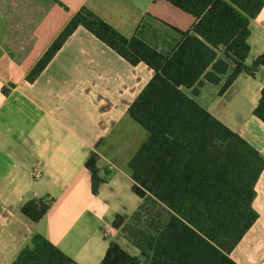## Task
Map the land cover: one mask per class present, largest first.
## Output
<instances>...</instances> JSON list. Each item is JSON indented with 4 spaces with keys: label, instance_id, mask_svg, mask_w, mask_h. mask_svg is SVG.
Returning a JSON list of instances; mask_svg holds the SVG:
<instances>
[{
    "label": "crops",
    "instance_id": "obj_1",
    "mask_svg": "<svg viewBox=\"0 0 264 264\" xmlns=\"http://www.w3.org/2000/svg\"><path fill=\"white\" fill-rule=\"evenodd\" d=\"M82 9L127 39L144 26L142 38L165 54L182 39L178 31L196 22L166 0H0V264H13L36 234L78 264H101L111 242L141 256L113 223L130 220L142 204L130 194L129 164L150 135L128 112L154 70L132 66L80 28L34 83L27 80ZM250 28L249 68L264 55V8ZM226 78L197 95L185 92L264 157V123L254 115L264 67L255 77L241 74L221 95ZM94 155L106 180L97 195L86 168ZM256 190L259 219L231 253L237 264H264V171ZM46 196L54 199L50 210L32 223L22 206Z\"/></svg>",
    "mask_w": 264,
    "mask_h": 264
},
{
    "label": "trees",
    "instance_id": "obj_2",
    "mask_svg": "<svg viewBox=\"0 0 264 264\" xmlns=\"http://www.w3.org/2000/svg\"><path fill=\"white\" fill-rule=\"evenodd\" d=\"M191 14V31L168 54L142 38V28L127 39L88 9L78 12L28 75L34 83L70 37L84 28L132 66L145 64L155 75L129 109L130 118L150 135L129 164L132 191L142 204L113 227L141 251L128 254L111 242L101 264H237L231 253L259 219L254 209L264 157L185 90L200 93L205 83L225 94L238 77H255L264 55L249 68L251 21L264 0H166ZM254 115L264 123V89ZM98 156L86 168L97 195ZM54 199L25 203L21 213L39 223ZM13 264H78L50 241L36 234Z\"/></svg>",
    "mask_w": 264,
    "mask_h": 264
},
{
    "label": "built area",
    "instance_id": "obj_3",
    "mask_svg": "<svg viewBox=\"0 0 264 264\" xmlns=\"http://www.w3.org/2000/svg\"><path fill=\"white\" fill-rule=\"evenodd\" d=\"M35 179L37 180V179H40L41 178V176H42V173H41V171L39 170V169H37L36 171H35Z\"/></svg>",
    "mask_w": 264,
    "mask_h": 264
},
{
    "label": "rangeland",
    "instance_id": "obj_4",
    "mask_svg": "<svg viewBox=\"0 0 264 264\" xmlns=\"http://www.w3.org/2000/svg\"><path fill=\"white\" fill-rule=\"evenodd\" d=\"M132 184V183H131ZM130 194L133 195L132 190L130 189Z\"/></svg>",
    "mask_w": 264,
    "mask_h": 264
}]
</instances>
